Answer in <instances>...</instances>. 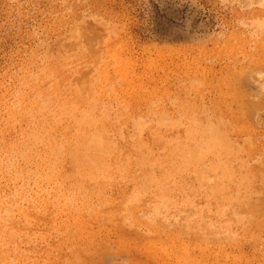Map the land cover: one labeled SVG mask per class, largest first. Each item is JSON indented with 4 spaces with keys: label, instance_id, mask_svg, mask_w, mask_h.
<instances>
[{
    "label": "rangeland",
    "instance_id": "rangeland-1",
    "mask_svg": "<svg viewBox=\"0 0 264 264\" xmlns=\"http://www.w3.org/2000/svg\"><path fill=\"white\" fill-rule=\"evenodd\" d=\"M0 264H69L65 0H0Z\"/></svg>",
    "mask_w": 264,
    "mask_h": 264
}]
</instances>
